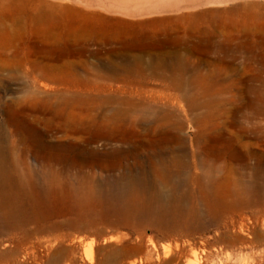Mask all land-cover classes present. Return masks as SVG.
Returning a JSON list of instances; mask_svg holds the SVG:
<instances>
[{
	"label": "rangeland",
	"instance_id": "1",
	"mask_svg": "<svg viewBox=\"0 0 264 264\" xmlns=\"http://www.w3.org/2000/svg\"><path fill=\"white\" fill-rule=\"evenodd\" d=\"M177 1L186 0H174ZM108 17L109 21L96 30L115 37L105 42L51 41L35 31H22L20 38H11L0 30V264H264V137L255 130L244 134L238 127H231L230 120L209 118L208 108L197 106L193 99L197 97L195 92L200 91V97L209 92L207 81L200 82L190 71H177L176 74L130 71L124 83L111 82L106 93L99 95L122 98L132 95L141 99L146 109L152 106V112L149 111L143 124L125 116L103 131L89 118L99 108L110 111L116 103L110 107L90 103L56 111L57 103L25 98L30 87L33 92L40 93V97L44 93L47 96L43 98L53 97L63 92L72 80L54 72L50 74L54 84L48 83V75L35 76L37 69L41 72L40 68L71 65L78 69V77L85 81L84 84L96 82L101 86L109 84L99 75L101 69H108L111 63L126 66L133 63L134 56L141 58L149 68L160 62L168 64L170 59L176 60L173 55L178 54L182 62L193 67L201 62L230 65L242 75V80H248L253 68L264 67V0H229L188 12L134 20ZM245 28L250 34L242 33ZM218 30L223 32L219 35ZM224 33L226 35H222ZM246 48L254 50V60L248 61L247 56L239 53ZM162 53L171 56L161 58L159 54ZM84 67L88 68V74ZM33 75L38 80L35 84ZM138 80L142 81L140 85L136 83ZM39 82L45 85L47 82L49 89L42 88ZM181 84L186 87L192 84L191 90L185 86L182 89ZM73 87L81 92L87 88L81 83ZM245 88V85H238L234 91L239 94ZM180 91L187 92L189 98L182 99ZM90 92L97 94L100 90L93 87ZM17 95L21 97L19 101ZM238 106L231 108L232 114ZM169 108H173L172 111ZM68 112L76 115L77 125L89 135L99 133L98 137L106 135L114 139L106 141L105 147H102L103 141H99L97 146L102 149L101 153L95 157L90 155L92 163L99 167L96 170L71 166V158L79 155L78 147L61 138L54 122L55 117ZM40 134L47 143L65 147L61 149L63 156L59 162L49 155L52 150L42 153L45 159L36 153L34 139ZM235 135H242V139L237 142ZM211 164L219 168L211 172ZM230 164L234 171L230 170ZM110 166L114 170H110ZM159 173L165 182H160ZM20 175L26 193L32 196L30 199L17 197L16 184ZM166 179L170 181L168 184ZM117 181L123 184L118 185ZM84 182L90 185L82 190ZM30 184L41 188L35 190Z\"/></svg>",
	"mask_w": 264,
	"mask_h": 264
},
{
	"label": "bare ground",
	"instance_id": "2",
	"mask_svg": "<svg viewBox=\"0 0 264 264\" xmlns=\"http://www.w3.org/2000/svg\"><path fill=\"white\" fill-rule=\"evenodd\" d=\"M229 0H186V1H177L174 2V0H0V30L5 31V33H8L11 35V38H20L21 35L20 33L23 31H35L37 32L43 39L46 40H51V41H59V40H71V41H77L78 42H105L114 39L115 37H112L111 35H108L107 33H98L96 30L98 27H101L103 23L109 21V17H126L129 19H139L142 17H149L151 15H160V14H178L182 12H188L189 10L197 7H202V6H211V5H219L227 2ZM183 15V14H179ZM178 15V16H179ZM109 18V19H108ZM248 27V26H246ZM217 28V27H216ZM240 28V27H239ZM243 28V27H242ZM250 28V27H248ZM254 28V27H253ZM222 29V28H220ZM231 29V28H230ZM256 29V28H254ZM258 29V28H257ZM264 30V28H262ZM260 29V31H262ZM229 30V29H228ZM225 31V30H224ZM233 31V30H232ZM231 31V32H232ZM223 31L218 30V34L220 35ZM227 32V31H225ZM245 32V33H244ZM249 29L245 28V31L242 33L246 34L249 33ZM215 36L217 35L216 32ZM241 33V34H242ZM253 33V32H252ZM4 34V33H3ZM30 34V33H29ZM234 35V33H232ZM238 34H240L238 32ZM250 34V33H249ZM222 35H226L225 33ZM237 35V34H236ZM214 36V37H215ZM218 36V35H217ZM231 36V35H230ZM10 37V36H9ZM220 37V36H218ZM243 37H245L243 35ZM248 37V36H246ZM249 37H251L249 35ZM251 39V38H250ZM41 40V39H40ZM8 41V40H7ZM245 41H248L246 38ZM68 43V42H67ZM248 46V45H246ZM244 47V46H243ZM251 48V46H249ZM248 47V48H249ZM257 47V46H256ZM245 48V47H244ZM245 51L249 52L246 53L245 51H240V54H243L247 56L246 60L251 61L253 59V51L248 50L247 48L244 49ZM264 53V52H263ZM164 56L170 57V53H162L159 54V57L164 58ZM78 57V56H77ZM133 57V56H132ZM173 57L177 60L170 59L169 63L166 64L164 62L157 63L155 65L145 67V64L143 63L142 59L139 57H133V63H128L126 66L124 65H108V69L103 68L100 70V76H103L102 78L105 81H108L109 84L107 85H101L97 84L96 82L93 83H87L84 84L85 81H82L80 77H78V69L74 66H67V67H61V68H40L34 72H38L37 75L35 76L37 78H40L39 76L46 77L48 75V80L50 82H53L54 84V79L50 75L51 73L56 72L57 74H62V75H67L72 78L70 84L63 90V92L60 91V93L55 90V96L53 97H48V98H43V95H46L45 93L40 97V93L33 92L32 89L30 88L31 94L29 95L28 90L25 92V98L28 100H41L44 99L47 102H54L56 104V111H64L66 109H69L71 106L74 107L76 105L84 106L88 105L90 103L93 104H99L103 107H110L112 105L117 104L115 107L111 108L110 111H106L105 109L99 108L98 111L91 117L89 118L90 121H92L98 128H100L102 131L103 129H110L115 123L119 121V119L124 118L125 116H129L131 121L137 122L144 121L148 119V114L149 111L152 109V106L150 109H146L144 106V102L141 99L134 98L132 95L130 96H125V98L122 97H117V96H107V97H102L99 95L100 93H104L107 91L106 89L111 87V82H121L124 83V77H129L130 76V71H134L135 73H143L144 71L148 70H155L157 72H162L165 71L167 73H172L176 74L177 71H190L193 74H196V77H198L199 81H207L209 84L210 89L208 90L209 92H205L203 97H200L198 92L196 93V96H193L194 102H196L197 106L199 105H204L206 108H208V117L213 119V120H221V119H227L230 120V125L231 127H238L242 133H246L248 131H256L262 137H264V67H256L253 68V73L248 80H242L243 77L242 75H239L237 71H235L233 68H231L230 65H215V64H210L206 62H201L197 63L194 67L192 65H186V63L182 62L180 59V55L175 54ZM160 58V59H161ZM172 58V57H171ZM255 58V57H254ZM258 59V58H257ZM162 60V59H161ZM256 60V59H255ZM261 60V59H260ZM264 60V59H263ZM256 62V61H255ZM258 62V60H257ZM259 61V65H260ZM250 63V62H249ZM263 63V62H262ZM246 65V64H245ZM250 65V64H249ZM253 65V64H252ZM264 64H262L263 66ZM104 66V65H103ZM251 66V65H250ZM88 67V66H87ZM84 67L83 70L86 74H88V68ZM254 67V66H252ZM91 68V66L89 67ZM247 69V68H246ZM250 67L248 66V70ZM94 70V69H93ZM244 70V69H242ZM247 70V71H248ZM91 72L92 70L89 69ZM245 71V70H244ZM246 71V72H247ZM82 72V71H81ZM33 74V73H32ZM93 74V73H91ZM162 74V73H161ZM199 76H198V75ZM95 75V73H94ZM180 75V74H177ZM185 74H183L184 76ZM191 75V74H190ZM83 76V73H82ZM87 76V75H86ZM93 75H91L92 78ZM193 76V75H192ZM36 77H32V82L35 84L38 80ZM97 77V76H96ZM186 77V76H185ZM188 77V76H187ZM242 78V79H241ZM95 79V77H94ZM93 79V80H94ZM179 79V78H178ZM187 79V78H186ZM245 79V78H244ZM247 79V77H246ZM47 80V79H46ZM92 80V79H91ZM92 80V81H93ZM100 80V79H98ZM174 80V79H173ZM183 80V79H182ZM190 80V79H189ZM192 80V79H191ZM196 80V79H195ZM42 81V80H41ZM56 81V80H55ZM95 81V80H94ZM97 81V80H96ZM186 81V80H185ZM194 81V80H193ZM68 82V81H67ZM142 81L138 80L136 83L140 85ZM199 82V84H200ZM40 86L42 88H48L47 82L46 85L39 82ZM38 83V84H39ZM58 83V82H57ZM64 84V82H62ZM82 84L86 86L87 88L85 90L78 91L74 89V85ZM184 83V82H181ZM188 83V82H185ZM60 85V84H59ZM117 85V84H116ZM182 85V84H181ZM191 85L189 87V90H191ZM198 85V84H197ZM196 85V86H197ZM238 85H245L246 88L242 93H236L234 89ZM34 86V85H33ZM183 86V85H182ZM185 86V85H184ZM184 86L182 89H184ZM187 86V85H186ZM185 88H188L186 87ZM199 86V85H198ZM36 87V86H35ZM50 87V86H49ZM97 88V90H100L99 93L94 94L91 93L90 90L92 91V88ZM118 87V86H116ZM135 87V86H134ZM194 87V86H193ZM242 87V86H241ZM244 87V86H243ZM242 87V88H243ZM20 88V87H19ZM23 88V85H22ZM99 88V89H98ZM142 88V87H141ZM200 88V87H199ZM49 89V88H48ZM196 89V88H195ZM198 89V87H197ZM208 89V88H207ZM238 89V88H237ZM240 89V88H239ZM19 90V89H18ZM23 90V89H22ZM20 90V91H22ZM43 90V89H42ZM41 90V91H42ZM186 90V89H185ZM188 90V89H187ZM186 90V91H187ZM200 90V89H199ZM39 91V90H38ZM47 91V90H45ZM116 91H119V87L116 88ZM202 91V90H201ZM44 92V90H43ZM51 93V91L49 90ZM48 92V93H49ZM53 92V91H52ZM179 92V91H178ZM189 92V91H188ZM49 93V94H50ZM106 93V92H105ZM151 93V92H150ZM187 92H182L180 91V96L182 99L187 100L189 98V94H186ZM192 93V92H189ZM194 93V92H193ZM19 94V93H17ZM48 94V96H49ZM177 94V93H176ZM201 94V93H200ZM21 95V94H19ZM19 95H17L19 97ZM24 95V94H23ZM22 95V96H23ZM53 95V94H50ZM121 95V93H120ZM16 96V98H17ZM47 96V95H46ZM123 96V95H122ZM175 96V95H174ZM179 96V97H180ZM117 97V98H116ZM21 97L18 98V101L20 100ZM140 98V97H139ZM191 98V97H190ZM181 99V100H182ZM15 100V99H14ZM22 100V99H21ZM27 100V101H28ZM17 101V99H16ZM17 101V102H18ZM42 101V100H41ZM25 102V101H24ZM36 102V101H35ZM19 103V102H18ZM172 103V102H171ZM193 103V102H192ZM22 104V103H21ZM46 104V102H45ZM49 104V103H48ZM153 104V103H151ZM155 104V103H154ZM153 104V105H154ZM149 105V103H148ZM236 107L238 106V109L232 114L231 108L233 106ZM44 106V105H43ZM54 106V105H53ZM98 106V105H97ZM150 106V105H149ZM159 106V105H158ZM77 107V106H76ZM79 107V108H80ZM89 107V106H88ZM99 107V106H98ZM154 107V106H153ZM160 107V106H159ZM167 107V106H166ZM169 107V106H168ZM94 108V107H93ZM156 108V107H154ZM153 108V109H154ZM110 109V108H109ZM146 109V110H145ZM163 109V108H162ZM171 109V108H169ZM173 109V108H172ZM171 109V111H172ZM199 109V107H198ZM205 109V108H204ZM203 109V110H204ZM94 110V109H93ZM97 110V108H96ZM114 110V111H113ZM161 110V107H160ZM175 110V109H174ZM234 110V109H233ZM43 111V110H42ZM55 111V110H54ZM78 111V110H77ZM92 111V110H91ZM155 111V110H154ZM163 111V110H162ZM177 111V110H176ZM201 111V110H199ZM152 112V111H150ZM197 112V110H196ZM81 113V112H80ZM85 113V112H84ZM165 113V112H164ZM174 113V112H172ZM178 113V112H177ZM203 113V112H202ZM231 113V114H230ZM28 114V113H27ZM45 114H47L45 112ZM194 114H196L194 112ZM193 114V115H194ZM54 116V114H52ZM75 115V114H74ZM73 112L63 114L62 117H55L53 120L56 123V128L58 129V133L61 134V138L67 141H72V143H76L75 146H77V150L79 151V155L77 157H72L71 158V166H78V167H88L90 171L93 169L96 170L98 165L92 163L94 162L91 159V156L93 155L94 157L96 156L97 153H101L102 149L97 146V143L99 141H103L102 147H105L108 145L106 141H113L114 139L110 136H103L98 137L99 133L96 134H90L89 132L86 131L85 129L79 127L77 125V120H76V115L74 116ZM181 115V114H179ZM185 115V114H184ZM198 115H200L198 113ZM42 116V114H41ZM154 116V115H153ZM192 116V113H191ZM197 116V114H196ZM24 117V115H23ZM29 117V116H28ZM200 117V116H199ZM30 119V118H29ZM36 119V118H35ZM153 119V117H152ZM158 119V118H157ZM180 119V118H179ZM150 120V119H149ZM178 120V119H177ZM181 120V119H180ZM27 121V120H25ZM34 121V119L32 120ZM130 121V122H131ZM147 121V120H146ZM224 121V120H223ZM129 122V124H130ZM143 124V122H142ZM198 124V123H197ZM34 125V124H33ZM27 126V125H26ZM35 126V125H34ZM159 126V125H158ZM136 127V126H135ZM139 127V126H138ZM137 128V127H136ZM26 129V128H25ZM29 129V128H28ZM113 129V128H112ZM120 129V128H119ZM104 130V131H105ZM42 131V130H41ZM173 131V130H172ZM237 130H234V132ZM31 132V131H30ZM54 132V131H53ZM117 133V131H115ZM134 132V131H133ZM221 132V131H220ZM49 133V132H48ZM102 133V132H100ZM239 133V131H238ZM251 133V132H250ZM254 133V132H253ZM181 134V133H180ZM220 134V133H219ZM235 134V133H234ZM252 134V133H251ZM256 134V133H255ZM54 135V134H53ZM177 135V134H176ZM232 135V134H231ZM247 135V134H246ZM259 135V136H260ZM101 136V135H100ZM254 136V134L252 135ZM256 136V135H255ZM257 136V137H259ZM144 137V136H143ZM154 137V136H153ZM21 138V137H20ZM55 138V137H54ZM172 138V137H171ZM224 138V137H223ZM222 138V139H223ZM231 138V137H230ZM254 138V137H253ZM24 139V138H23ZM34 139V138H33ZM151 139V138H150ZM156 139V138H155ZM238 139H242V135H235V140L238 142ZM260 139V138H259ZM22 140V139H21ZM56 140V139H55ZM160 140V139H159ZM228 140V139H227ZM224 141V140H223ZM254 141V140H253ZM194 142V141H193ZM231 142V141H230ZM256 142V141H255ZM262 142V140L260 141ZM34 143L36 145V153L40 157L45 156L42 154L44 151L47 150H52L49 155H51L54 160L58 161L61 159L63 155H61L62 151L61 149H64V146L60 145H52L47 143L44 140V135L40 134L34 139ZM176 143V142H175ZM218 143V142H217ZM259 143V142H258ZM263 144V143H262ZM261 144V145H262ZM115 145V144H114ZM248 146V145H247ZM178 147V146H177ZM246 147V146H245ZM112 148V147H111ZM127 148V147H126ZM184 148V147H180ZM251 148V147H250ZM154 149V148H153ZM185 149V148H184ZM18 150V148H17ZM186 150V149H185ZM243 150H245L243 148ZM15 150H13L14 152ZM20 151V150H19ZM263 151V150H262ZM16 152V151H15ZM124 152V151H123ZM187 152V151H185ZM45 153V152H44ZM127 153V152H126ZM224 153V152H223ZM12 154V153H11ZM16 154V153H14ZM48 154V153H47ZM140 154V153H139ZM203 154V153H202ZM212 154V153H211ZM254 154V153H253ZM18 155V154H17ZM21 157L23 156L22 153H20ZM46 155V154H45ZM85 155V157H84ZM91 155V156H90ZM184 155V154H183ZM205 155V154H204ZM65 156V155H64ZM68 156V155H67ZM138 156V155H137ZM186 156V155H185ZM197 156V155H196ZM257 156V155H256ZM29 157V156H28ZM32 157V156H31ZM30 157V158H31ZM150 157V156H149ZM170 157V156H169ZM175 157V156H174ZM253 157V156H252ZM16 158V157H15ZM14 158V159H15ZM20 158V157H19ZM140 158V156H139ZM171 158V157H170ZM169 158V159H170ZM179 158V157H178ZM198 158V157H197ZM205 158V157H204ZM209 158V157H208ZM261 158V157H260ZM264 158V157H263ZM29 159V158H28ZM70 159V158H69ZM201 160V157L199 158ZM249 159V158H248ZM247 159V160H248ZM253 159V158H251ZM17 160V159H15ZM41 160V159H40ZM188 160V159H187ZM197 160V159H196ZM225 160V159H224ZM21 161V160H20ZM28 161V160H27ZM173 161V160H172ZM171 161V162H172ZM179 161V160H176ZM181 161V159H180ZM199 161V160H197ZM220 161V160H219ZM200 162V161H199ZM216 162V161H215ZM223 162V161H222ZM226 162V161H225ZM25 163V162H24ZM42 163V162H41ZM141 163V161H140ZM193 163V162H192ZM224 163V162H223ZM249 163V161H248ZM20 164V163H19ZM36 164V163H35ZM56 164V163H55ZM60 164V163H59ZM105 164V163H104ZM103 164V165H104ZM199 164V163H198ZM210 164V163H209ZM220 164V163H219ZM39 165V164H37ZM50 165V164H49ZM163 165V164H162ZM208 165V163H207ZM223 165V164H222ZM26 166V165H25ZM30 166V165H29ZM42 166V165H41ZM56 166V165H55ZM69 166L68 168H73ZM109 166V165H108ZM115 166V165H114ZM121 166V165H120ZM127 166V164H126ZM140 166V164H139ZM152 166V165H151ZM202 166V165H199ZM205 166V164H204ZM226 166V165H223ZM236 166V165H235ZM263 166V165H261ZM6 167V166H5ZM10 167V166H9ZM27 167V166H26ZM44 167V166H43ZM101 167V166H100ZM170 167V166H169ZM208 167V166H206ZM214 165H210V171L212 170H217V167ZM253 167V166H252ZM22 168V167H21ZM63 168V167H62ZM110 170H114L110 166ZM136 168V167H135ZM156 168V166H155ZM187 168V167H186ZM202 168V167H201ZM204 168V167H203ZM231 171H234V166L230 164L229 166ZM241 168V167H240ZM256 168V167H255ZM29 169V167H28ZM200 169V168H199ZM207 169V168H206ZM236 169V168H235ZM243 169V168H242ZM248 169V168H247ZM261 169V168H260ZM63 170V169H62ZM76 170V169H75ZM119 170V169H118ZM136 170H138L136 168ZM177 170V169H176ZM30 171V170H29ZM43 171V169H42ZM42 171H39L42 173ZM116 171V170H115ZM183 173V170H180ZM185 171V170H184ZM186 170L185 172H187ZM190 171V170H189ZM202 171V170H201ZM208 171V170H206ZM221 171V170H220ZM223 171V170H222ZM236 171V170H235ZM248 171V170H247ZM264 171V170H263ZM27 172V171H25ZM34 172V171H33ZM38 172V171H37ZM45 172V171H43ZM81 172V171H80ZM86 172V171H85ZM158 172V171H157ZM171 172V171H170ZM175 172V171H174ZM178 172V170H177ZM203 172V171H202ZM205 172V171H204ZM203 172V173H204ZM251 172V171H250ZM46 173V172H45ZM58 173V172H57ZM65 173V172H64ZM89 173V172H88ZM127 173V172H126ZM149 173V172H148ZM172 173V172H171ZM170 173V174H171ZM181 173V172H178ZM202 173V175H203ZM228 173V172H227ZM235 173V172H234ZM243 173V172H242ZM262 173V172H261ZM63 174V172H62ZM60 174V175H62ZM78 174V173H77ZM81 174V173H80ZM87 174V173H86ZM92 174V173H91ZM99 174V173H98ZM108 174V173H106ZM158 174V173H157ZM161 177H158L160 182L163 183V175L159 173ZM164 174V173H163ZM166 174V173H165ZM174 174V173H173ZM172 174V175H173ZM176 174V173H175ZM187 176V173H184ZM191 174V172H190ZM196 174V172H195ZM199 174V173H198ZM201 174V172H200ZM209 174V173H208ZM207 174V175H208ZM212 174V173H211ZM214 174V172H213ZM241 174V173H240ZM251 173H249L250 176ZM24 175V174H23ZM34 175V174H33ZM37 175V174H36ZM42 175V174H41ZM124 175V174H123ZM158 175V176H160ZM182 176V174H180ZM197 175V174H196ZM206 176V174L204 173ZM216 175V174H215ZM220 175V174H219ZM237 175V174H236ZM244 175V174H243ZM263 175V173H262ZM21 176V175H20ZM45 176V175H44ZM73 176V175H72ZM71 176V177H72ZM78 176V175H77ZM88 176V175H87ZM110 176V175H109ZM154 176V175H153ZM155 176H157L155 174ZM166 176V175H165ZM164 176V179H165ZM174 176V175H173ZM172 176V177H173ZM191 176V175H190ZM188 176L187 178H189ZM198 176V175H197ZM210 176V175H208ZM214 176V175H212ZM229 176V175H228ZM7 177V176H6ZM5 177V178H6ZM49 177V176H48ZM70 177V178H71ZM75 177V176H74ZM80 177V176H79ZM84 177V175H83ZM100 177V176H99ZM171 177V175H170ZM185 177V176H184ZM202 176H200L201 178ZM204 177V176H203ZM202 177V178H203ZM207 177V176H206ZM215 177V176H214ZM76 178V177H75ZM156 178V179H158ZM181 178V177H180ZM179 180L181 181V179ZM195 178V175L194 177ZM199 178V177H197ZM201 178V179H202ZM210 178V177H209ZM212 178V177H211ZM223 178V176H222ZM264 178V177H262ZM7 179V178H6ZM73 179V177L71 178ZM169 179V178H168ZM174 179V178H173ZM177 179V178H176ZM196 179V178H195ZM204 179V178H203ZM202 179V180H203ZM208 179V178H205ZM215 179V178H213ZM212 179V181H213ZM221 179V178H220ZM230 178L227 180L229 181ZM235 179V178H234ZM239 179V178H237ZM243 179V178H242ZM250 180V178H247ZM78 180V179H77ZM82 180V179H81ZM91 180V178H90ZM111 180V179H110ZM123 180V177H122ZM191 180V179H190ZM226 181V179H224ZM232 180V177H231ZM230 180V181H231ZM46 181V180H45ZM75 181V180H74ZM88 181V180H87ZM157 181V180H156ZM179 181V182H180ZM185 181V179L183 180ZM201 181V180H200ZM210 181V179H209ZM208 181V182H209ZM233 181V180H232ZM240 181H242L240 179ZM248 181V180H247ZM255 181V180H254ZM261 180H259L260 183ZM264 181V180H263ZM52 182V181H51ZM50 182V183H51ZM65 182V181H64ZM73 182V181H72ZM82 182V181H81ZM100 182V180H99ZM165 182V181H164ZM166 182H168L166 179ZM191 182V181H190ZM188 182V183H190ZM195 182V180H194ZM198 182V181H197ZM217 182V181H216ZM237 182V181H236ZM4 183V182H3ZM63 183V182H61ZM66 183V182H65ZM69 183V182H68ZM90 183V182H89ZM114 183V182H113ZM118 185H122L123 183L118 181L116 182ZM131 183V182H130ZM159 183V182H158ZM173 183V182H172ZM178 183V182H177ZM181 183H183L181 181ZM187 185V182H184ZM202 183V181H201ZM206 183V182H205ZM213 183V182H212ZM241 183V182H237ZM243 183H246L243 181ZM241 183V184H243ZM52 184V183H51ZM74 184V183H73ZM88 182H84L82 186V190L87 189ZM93 184V183H92ZM102 184V182H101ZM108 184V182H107ZM116 184V185H117ZM179 184V183H178ZM208 184V183H207ZM206 184V185H207ZM231 184V183H230ZM234 184V183H233ZM239 184V185H241ZM250 184V183H249ZM36 184H30V186L36 190V188H41ZM64 185V183L62 184ZM71 185V184H70ZM111 185V183H110ZM142 185V184H141ZM152 185V184H151ZM171 183L169 184V186ZM196 185V184H195ZM200 185V183H199ZM198 185V186H199ZM237 185V184H236ZM245 186L248 184H244ZM243 185V186H244ZM3 186V185H2ZM25 182L23 183V178L18 180V184H16V189L18 191L17 197L18 198H27L30 199L32 196H30L28 193L25 191ZM61 186V185H60ZM66 186V185H65ZM72 186V185H71ZM75 186L76 183H75ZM93 186V185H92ZM101 186V185H100ZM190 186V185H189ZM193 186V183H192ZM201 186V185H200ZM205 188V185H203ZM107 187V185H106ZM105 189H108L106 188ZM139 187V186H138ZM154 187V186H153ZM152 187V188H153ZM167 187V186H166ZM165 187V188H166ZM197 187V186H196ZM211 187V186H210ZM232 187V186H231ZM236 186H233V188ZM242 187V186H241ZM66 188V187H64ZM73 188V187H72ZM77 188V187H76ZM112 188V187H111ZM115 188V187H114ZM170 188V187H169ZM203 188V187H201ZM207 188L208 185H207ZM75 189V188H74ZM81 189V188H80ZM132 189V188H131ZM143 189V188H142ZM156 190L155 188H153ZM152 189V191H153ZM160 189V188H159ZM158 189V190H159ZM172 189V188H171ZM170 189V191H171ZM176 189V188H175ZM192 189V187H191ZM237 189V188H235ZM240 189V187H239ZM91 190V189H90ZM109 190V189H108ZM148 190V189H147ZM164 190V189H163ZM162 190V191H163ZM106 191V190H105ZM126 191V190H125ZM74 192V191H73ZM134 192V191H133ZM136 192V191H135ZM144 192V191H143ZM159 192V191H158ZM165 192V190L163 191ZM162 192V193H163ZM189 192V191H188ZM10 193V192H9ZM71 193V192H70ZM98 193V192H97ZM119 193V192H118ZM142 193V192H141ZM167 193V191L165 192ZM191 193V192H190ZM134 194V193H133ZM159 194V193H158ZM164 194V193H163ZM97 195V194H96ZM132 195V194H131ZM135 195V194H134ZM133 195V196H134ZM157 195V194H156ZM162 195V194H161ZM168 194H166L167 196ZM191 195V194H190ZM14 196V195H13ZM83 196V195H82ZM80 195V197H82ZM140 196V195H139ZM142 196V195H141ZM164 196V197H166ZM169 196V195H168ZM91 197V196H90ZM89 197V198H90ZM125 197V196H124ZM135 197V196H134ZM138 197V196H137ZM159 197V196H158ZM157 197V199H158ZM163 197V196H162ZM175 197V196H174ZM191 197V196H190ZM192 197H194L192 195ZM96 198V197H95ZM185 198V197H184ZM188 198V197H187ZM150 199V198H149ZM160 199V198H159ZM167 199V198H166Z\"/></svg>",
	"mask_w": 264,
	"mask_h": 264
}]
</instances>
